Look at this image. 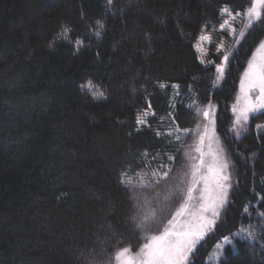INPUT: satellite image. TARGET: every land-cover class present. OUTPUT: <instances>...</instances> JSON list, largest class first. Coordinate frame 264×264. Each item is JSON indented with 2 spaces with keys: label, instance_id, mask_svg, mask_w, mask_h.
<instances>
[{
  "label": "trees",
  "instance_id": "16d2710c",
  "mask_svg": "<svg viewBox=\"0 0 264 264\" xmlns=\"http://www.w3.org/2000/svg\"><path fill=\"white\" fill-rule=\"evenodd\" d=\"M249 6L250 0H114V7L106 0H0V264H91L78 250L115 233L130 237L121 214L133 200L119 172L138 153H171L153 130H168L170 111L182 129L193 130L201 117L190 113L193 101L218 108L234 185L190 264H210L224 237L233 243L219 264H264V111L241 138L232 130V105L264 24L239 43L221 30V9L236 15ZM205 23L212 41L201 64L196 43ZM63 27L70 31L61 35ZM221 44L232 51L218 84L208 61L219 63ZM157 82L179 85V95L153 87ZM89 84L107 99H93L82 89ZM148 102L156 117L137 132L136 116ZM187 162L182 148L171 178L145 193L148 203L135 216L151 209L156 215L142 229L133 220L141 239L168 223L182 193L165 197L184 180ZM61 193L68 195L56 199ZM242 227L256 238L237 235Z\"/></svg>",
  "mask_w": 264,
  "mask_h": 264
},
{
  "label": "snow or ice",
  "instance_id": "6c2138e0",
  "mask_svg": "<svg viewBox=\"0 0 264 264\" xmlns=\"http://www.w3.org/2000/svg\"><path fill=\"white\" fill-rule=\"evenodd\" d=\"M109 7H114V0H106ZM221 12L231 19H235L233 12L235 9H229L227 7L221 9ZM240 15V13H235ZM247 17V23L245 28H251L254 21H261L264 24V0H250V6L244 13ZM83 18V12L81 13ZM227 23V21H225ZM100 21H96L93 27H99ZM210 26L205 23L201 28V35L199 36V43L197 44V50L203 51L200 47L205 41L211 42L212 36L207 33V29ZM231 33L235 35L236 29L231 27ZM221 30H224V25H221ZM67 27L62 28V33L69 32ZM244 32L239 33L240 37L244 36ZM95 35L99 37L100 31L97 30ZM239 43V38L236 40ZM78 45L83 44V41H77ZM52 46L51 44L49 45ZM77 50H79L77 48ZM258 53L261 55L254 56L252 60L248 62L243 76L240 81V89L245 98V104L237 109L233 107V111L237 113L235 119V134L237 137L240 135V129L249 120V113H255L264 109V39L259 42ZM219 63L215 61H208L215 68L216 79L220 80L224 77L225 69L230 62V50H224V45L221 44L217 47ZM232 59H236L232 56ZM201 64H205V60H200ZM195 80V78H193ZM215 85H213L214 87ZM153 87L159 88L165 93L169 88L175 90L176 95H179V85L171 84L167 82H157ZM82 89L86 93H90L93 99H107L103 90L98 85L89 84L82 86ZM133 93L137 92L136 84L131 86ZM174 109V105L171 106ZM211 104L205 108L196 106V102L188 105L189 111L193 115H198L207 121L203 126V132L198 133V142L200 147H196L195 151L198 156H193L190 153H185V159L189 161V165L183 172L184 180L177 179V183L169 192V196L174 198L179 193H185V201L171 220L168 221V225L165 226L163 232L159 235H152L146 243L140 248L138 254L134 256L126 255L131 252L130 247H123L115 252L114 260L116 264H190V257L193 256L196 251L197 244L203 239L206 232L210 231L216 220L220 216V210L224 207L228 200L229 189L232 188V173L229 170V163L227 159L222 156L223 149H219L217 152L209 153L212 157L210 164L205 163V153L203 151V144L205 139H210L209 132H215V120L213 119ZM152 105L147 103V107L138 112L135 119L136 131L139 132L143 128H151L150 119L156 117V113L151 111ZM167 118L171 123L169 124L167 131L153 130L155 136L163 137L167 140L169 146H172V152H157L149 154L147 152L138 153L132 160L125 162L124 166L119 172V183L129 193V198L134 201L133 206L138 210L148 203L145 193L149 189L157 188L161 182H167L173 171L179 164L180 153L182 147L175 146L176 144L182 145L184 138L192 134L191 129H182L180 125L176 124V117L173 112H168ZM165 117H160L161 122ZM210 126H212L210 128ZM200 125H197L199 128ZM132 133H129L131 135ZM190 177V179H189ZM187 183L186 188H182L181 184ZM203 185V189L199 196L201 201L199 209L196 213L190 215L194 216V219L181 226H177V217L183 215L189 206V201L193 197V193L197 190L199 185ZM67 193H61L56 199L66 197ZM248 209L245 208V212ZM163 212V208L160 209ZM156 209H151L148 212H140L138 216H133L132 219L136 220L137 228H144L145 225L155 217ZM264 217V213H260ZM242 235L243 239L254 240L255 232L249 228H240L237 235ZM226 243L231 244L232 241L228 237H224ZM111 259V258H110Z\"/></svg>",
  "mask_w": 264,
  "mask_h": 264
},
{
  "label": "rangeland",
  "instance_id": "374dc122",
  "mask_svg": "<svg viewBox=\"0 0 264 264\" xmlns=\"http://www.w3.org/2000/svg\"><path fill=\"white\" fill-rule=\"evenodd\" d=\"M234 16H235V19L233 20L229 16L226 15L227 23L224 24V29L230 33V35L234 38L235 41L237 40V38H239V42H240L243 37H240L239 33L241 31L246 33L250 28H245V26H244L247 23V17H246V15H244V13H242L240 15H234ZM257 22L258 21H254L253 25L256 24ZM230 26L234 27L236 29L235 35H233L231 33ZM198 43H199V39L196 43V50H197V44ZM210 44H211V42L205 41L202 44H200V47L203 49V51L201 52V51L197 50L198 55H199V59L200 60L204 59L205 63L207 62V50H208V47ZM258 47L255 50V52L253 53V55L251 56L250 60H252L254 56L258 57L259 55H261V53H258V51H257ZM224 50L232 51L231 49H227L225 47H224ZM246 68H247V66H246ZM226 69H225V72H226ZM224 76H225V74H224ZM242 76H243V74H242ZM242 76H241V78H242ZM223 79H224V77L222 79L216 80V81H218V84H220ZM240 81H241V79H240ZM245 102L246 101H245L243 93L241 92L240 83H239L238 92L236 94V97H235L233 105H232V112H233V117H234L232 130H233V133L235 136H236V134H235V127H236L235 126V119H236L237 113L233 111V107L236 106L237 109H239L240 107H242L245 104ZM210 104L212 106L211 110H212L213 119L215 120V125H214L215 132L214 133H212L211 131L209 132L210 139L206 138L204 141V144L202 146L203 151L205 153V156H204L205 163L210 164L212 162V157L209 153L217 152L219 149H223L222 156L225 159H227V161L229 163V170L232 173L231 162H230L229 156L227 154V151L223 145L221 137L219 135L218 128H217L218 108H217L216 104H214V103H210ZM208 105L209 104H207L205 106H200V108L203 109V108L207 107ZM263 111H264V109H261L258 112L249 113L248 122L245 123L243 128L240 129L239 137H237V136L236 137L241 138L247 132L252 117L256 116L257 114L262 113ZM206 123H207V121H204L203 118L200 117V121L197 124V125H200V127L197 128V125H196L192 130V134L190 136L184 138L183 144L181 145L182 148L184 149V153H190L193 156H198V153L195 151L196 147H200L197 134L203 132V126ZM211 127L212 126H210V128ZM258 130L264 131V126H259ZM187 163L189 165L190 162L188 161ZM189 179H190V177H189ZM233 185H234V182H233V173H232V187H233ZM187 186H188L187 183H185V188ZM202 189H203V185L201 184L197 187V190L193 193L194 198L191 201H189L188 210L183 215L177 217L176 222H177L178 227L187 223V222H190L194 219V216L190 215V213L194 214L198 211L199 205L201 203V201L199 200V196L201 194ZM231 190H232V188L229 189L228 200L225 203L224 207L220 210L219 218L216 220V223L213 225L212 229L210 231L206 232L203 239L197 244L196 249L204 241V239L212 232V230L215 228L216 224L220 220V218L223 214V211L229 202ZM185 196H186V194L182 193V198L177 202L174 211L169 216L168 221L173 218V216L176 214L177 210H179L181 208V206L184 204ZM129 203H130L129 204L130 207L128 206V207H126L125 211H122L121 218H122V226H123V228L129 229L128 233L131 234L130 237L119 236V235H117V233H115L112 237L107 238L106 240L100 242L94 248H87V249L78 250V253L86 256V259H88L89 263H91V264H116V261L114 260V255H115L116 251L122 249L123 247H130L131 252L126 254V255L134 256V255L139 253L140 248L143 246L144 243H146L148 241V239L152 235H159L161 232H163L165 227L163 228V230L161 232L150 234L149 237H147L145 240L141 239L138 235H136L134 233V230L132 227V223H133L132 217L135 216L137 208L133 206V204H134L133 201H130ZM167 225H168V223L166 224V226ZM230 240L233 243V240L232 239H230ZM232 243L228 244L225 242V240H223V242L214 251L213 256L211 257L209 263L210 264H219L220 260L222 259V253H223L224 249L226 247L232 245ZM190 261H191V257H190Z\"/></svg>",
  "mask_w": 264,
  "mask_h": 264
}]
</instances>
